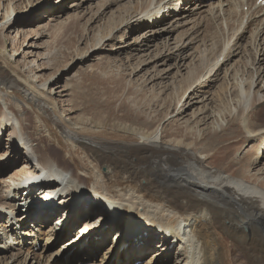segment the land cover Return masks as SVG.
Masks as SVG:
<instances>
[{"label": "bare ground", "instance_id": "1", "mask_svg": "<svg viewBox=\"0 0 264 264\" xmlns=\"http://www.w3.org/2000/svg\"><path fill=\"white\" fill-rule=\"evenodd\" d=\"M192 1L195 2L192 4ZM10 2L6 9L4 6L1 8L3 13L0 22V130L7 128L10 137L6 136V142L10 140L11 144L13 142L11 148H16L15 157L20 158L27 168L17 173L15 177L0 179V206L14 204L10 213L0 214V237L2 236L0 264H34L35 261L38 264H56L54 256L58 254L49 253V243L43 252L37 253L38 255L28 253L25 256L20 250L16 253L8 251L14 237L24 239L33 237V231L42 233L45 224L51 223L54 217L56 223L50 231H47L52 238L60 234L55 233L54 228L60 230L65 225V233L73 230L71 227H74V223L81 227L76 238L65 247V252L68 253L84 246L85 237L93 233L100 237L104 232L103 242L97 244L92 241L90 249L80 257H75L73 263L80 259L83 260L82 263L89 262L95 248L102 246L101 248H106V252L99 260L101 264H106L114 248L124 244L126 247L123 252H127L128 259H131L125 264H135L139 260H145L155 250L158 252L154 255L156 256L154 259L160 261L157 264H167L168 258L174 259L172 264L173 262L174 264H264V179H256L257 176L249 175L251 171L248 170L255 159L263 158L259 155L261 152L249 151L252 154L249 156V152L245 153L240 161L230 152L227 156L223 155L220 164L215 167L209 166L219 151L222 138L224 136L237 138L239 131L231 130V126L243 123L246 138L256 136L264 130L260 122L261 115L257 114L264 109V94L254 92L259 84L261 85L256 91L264 90V66H261L264 62V7L256 5L255 0H217L210 4L203 0H190L186 4L187 8L174 14L172 10L176 12L177 9L170 7L171 2L177 7L180 0H138L136 2L139 4L138 10L133 8L126 10L127 6H125L126 18H122L118 25L123 24L132 13L140 27L149 25L155 27L158 25V20L161 23L166 22L164 25H169L167 29L154 28V31L160 32L159 34L161 30L163 32L173 30L172 27L179 23V18L176 16H181L180 19L188 18L196 11L198 13L194 15L198 17L205 12L198 26H201L202 22L217 23L224 20L228 21V24L232 23V31L233 25L237 24L230 40L233 42L229 45L227 39L223 43L224 49L222 54L220 52L219 59L222 58V61L227 62L239 57L237 62L240 64L227 68L229 74L233 72L227 79L228 81L234 79L237 76L236 70L239 74H243L245 69L249 68L250 84L244 88L242 81L235 83L233 91L230 94L226 92L227 103L221 108L210 106L213 105L212 93L206 96L198 94L206 89L202 81L196 83V92L191 93V96L188 92L194 84L186 86L184 91L186 105H181L179 101L174 112L170 111L172 120L166 125L160 120L157 125H152L153 120L150 119L153 118L146 119V124L139 123L141 113L131 119L125 117L129 107H125V104L115 105L107 108L105 112L110 111V116L115 115L120 109L126 112L118 119V123L116 122L118 126L111 123L112 126L106 128L109 117L103 116L101 112L92 115L88 113L89 116L82 117L83 120L73 121L67 118L72 109L64 110L53 101V92L57 84L54 81L49 82L52 76L43 79L44 71L51 69L50 58L53 56L50 53L40 54L37 51L35 55H30L34 50L41 48L36 42L29 45L32 51L24 53L23 56L37 57L41 63L48 60L46 65L37 64V70L31 69L35 61L24 68L17 63V58L14 57L18 50L11 56L3 51L5 39L11 40L10 33L16 28L15 21L11 20L15 13L21 15L20 6L23 3L20 0H10ZM166 4L169 5L168 12L166 11L169 13V19L161 14ZM244 6H247L249 11L243 12ZM204 8L205 11L202 10ZM101 14L104 16L105 13ZM27 17L30 20L31 14ZM181 23L188 24L187 20ZM228 24L225 23V26ZM251 24L253 28L251 26L249 29V42L241 47L240 42L243 38L240 37L246 33V27ZM113 31L110 28L106 35L102 33L104 36L95 34L92 47L87 53L90 49L105 48L115 38L112 35ZM197 31L199 32V29ZM21 35H25L24 32L21 31ZM38 35L39 33L36 34ZM182 35L175 51L179 61H184L179 56L183 53L182 50L194 42L200 43V40L189 34L187 30ZM190 37L189 42H186ZM207 40L205 39V42ZM12 41L13 44L18 45L17 36ZM226 50L228 51L225 55ZM208 51L211 56L215 54L213 48H209ZM87 53L85 57L88 56ZM249 54H253L255 65L250 63ZM194 60L199 62L200 57L197 58L195 55ZM180 66L184 67V62ZM219 69L218 60L212 70L207 71L208 74L213 72L215 75ZM194 73V70H191L189 74ZM157 75L161 79L166 74L161 72ZM221 92L220 94H223L224 91ZM14 101L20 104V114ZM200 105L203 106L202 109H199ZM189 110L192 112L188 116L190 118L186 119ZM21 114H25V117H20ZM160 117L162 119V115ZM29 118L36 122V126H32L34 127L32 131L28 129L32 125ZM167 125L176 128L177 131L173 130L175 133L165 136ZM138 126L143 127V136L133 132ZM254 140L257 138L254 137ZM255 145L258 147L259 143ZM52 147L57 148L58 158L51 152ZM262 150L264 151V145ZM234 163L241 166L239 165V168L232 172L230 166ZM40 173L47 174L48 181L54 183V190H62L60 185L65 184V190L61 193L62 196H66L58 197L56 192H50L46 181L41 183L30 181L32 178H37ZM22 179L29 180L27 187L29 195L26 198L23 197L24 194L15 193V189L22 185ZM33 186L45 188L40 198L37 196L40 191ZM52 195L56 196V203L55 199L47 201ZM34 200H38L39 205L33 206ZM23 203L24 206L16 210L15 206ZM67 203L75 214L72 217L69 208L67 211L62 210L64 207L61 204ZM116 210H119L120 214ZM22 211H25V216L19 217ZM27 212L32 215L39 214L33 216L40 224L37 228L33 226L36 224H32L34 230L20 229L30 218L27 217ZM91 219H101L102 227L85 230ZM117 219L119 221L116 222ZM242 226L246 229L240 230ZM64 233L61 237L65 238L67 235ZM113 233L114 235L111 236ZM155 238L160 240V243L155 242ZM17 246L21 247L20 241ZM173 246L174 248L171 249ZM97 254L95 252V255ZM23 256L25 258L22 259ZM155 260L150 261L149 264H153ZM162 260L165 261L161 262ZM93 264H97V261Z\"/></svg>", "mask_w": 264, "mask_h": 264}, {"label": "rangeland", "instance_id": "2", "mask_svg": "<svg viewBox=\"0 0 264 264\" xmlns=\"http://www.w3.org/2000/svg\"><path fill=\"white\" fill-rule=\"evenodd\" d=\"M20 1L21 3L23 2L20 6L21 15L15 13V15L13 16L11 21H15L16 28H13L12 32L10 33L11 36H9L13 40L17 36L18 45L13 44L12 39L10 40L6 38L5 44L2 47L3 51L7 52L8 55L11 56V54H14V52L18 50L16 56L14 57L17 58V63L22 68H24L25 66H30L32 61H35L36 63L33 62L34 65L31 66V69L35 70H37V64L39 65L41 63L40 60L34 56H23L24 53H29L32 51V48H30L29 45L36 42L38 46L41 47L40 49L34 50L33 53H31L30 55H35L34 53L36 51L40 54L50 53V55L53 56L52 58H50L51 69L44 71L43 79H46L48 76H52L49 82L54 81L57 84L53 92V101L62 108H64V110L72 109L70 111L71 113L67 115V118L73 121H76V119L83 120L82 117L89 116L88 113L92 115V113L100 114L101 112L103 116L109 117V121L107 123L106 128H109V125H111V123L112 125L118 126V119L122 118L126 111H124V109H120L121 111H116L115 115L112 116L109 115L110 111H105L107 110V108L113 107L115 105L119 106L121 104H125V107H129V112H127L128 114L125 117L131 118L138 114L140 115L141 113V115L139 116V123L146 124V119L153 118L150 119L153 120L152 125H157L160 121H163V123H165L164 125H166L167 122H171V112H174L177 103L181 101V105H186L187 100L184 97V91L186 89V86L194 84L192 86V89L188 92V95L191 96V93L196 92V83L198 81H202L206 89H204L205 91L198 94L200 96H206L209 95V93H212L213 105L210 106L221 108L223 107L222 105H225L227 103V94H230L233 91L235 83L242 81L244 83V86L242 87L244 88H247L250 84L249 74L251 70L249 68L245 69L243 74H239L238 70H236L237 76L231 81H228L227 79L233 73L231 72L229 74L227 68L235 64H240L237 62V59H239V57L232 58L230 61L227 62L222 61V58L219 59L220 52L222 54V50L224 49L223 43L227 39L229 45H231V43L233 42V40H230L233 35L232 32L235 31L237 28V24L233 25L234 30L232 31V23H229V25L228 21L226 22L224 20H220L221 22L217 23L204 22L205 24L207 23L206 25L202 22L201 26H198V22L199 20H201V16L205 15V12L200 14L199 17L198 15H194L195 13H198V11L191 14L188 18L180 19L181 16H176L179 18V23H176L175 26L172 27L173 30L170 32H167L166 30L165 32H163L161 30V34H159L160 32L154 31V28L167 29L169 25H164V23L166 22L161 23V21L158 20V25H155V27L151 25L140 27L138 26L136 18L134 17V15H132V13L129 14L128 19L123 24L118 25L122 18H126L125 14L127 12L125 13V9H139V4L136 3L138 0ZM189 1L190 0L184 2V0H180V2L177 3V7H175L176 5H174L175 3H172L174 2L172 1L170 7L172 6V8L177 9L176 12H174L173 9V13L178 14L181 10L187 8L186 4H188ZM194 2L192 1V4ZM10 4V0H0V22L2 21V6H4V8L6 9L7 6H9ZM166 6L167 4L165 5V8L162 10L161 14H164L163 16H166V19H169V13H167L169 5L167 7ZM205 9L206 8L202 10L205 11ZM242 11L245 12L246 7H244ZM101 13H105L104 16ZM30 14L31 19L28 20L27 16ZM184 19L187 20L188 24L183 25L181 23L185 21ZM225 23L228 25L225 26ZM220 24L223 25L221 26ZM178 25H181V27H179ZM182 25L184 26V28ZM224 26L226 27V30H224ZM251 26L252 24L247 26L246 33L240 37L243 38L240 42L241 47L245 46L247 42H249V29ZM110 28L114 30V33L112 32V35H114L115 37L113 38L114 40L110 41L105 48H102L100 50L90 49L87 53V50L92 47V43L94 40L93 36L95 37V34L97 33H99L100 36H104L110 31ZM192 29H194V32L192 31ZM195 29H199V32H196ZM186 30L189 32V34L191 33L194 37L200 40V43H202L203 45L200 43L196 44V42H194L193 44L190 43L191 45L185 48V50H182L183 53L179 55L183 58L184 61H179L175 52L176 46L179 43L180 37L183 36L182 33H185ZM21 31L24 32L25 35H21ZM37 33H39L38 36H36ZM102 33L105 34L102 35ZM203 36L206 40L208 39L206 42L205 39L202 38ZM189 39H191V37L188 38L186 42H189ZM202 39H204V42L202 41ZM239 39L237 41H239ZM214 40H216L217 42ZM225 45L227 44H224V46ZM209 48L214 49V55H210V51H208ZM227 51L228 50L225 51V55L227 54ZM249 51L251 52V50ZM86 53L88 54L87 57H85ZM195 55L197 56V58L198 56L200 57L199 62L194 60ZM248 56H250V63L255 65L256 61L254 62L253 54H249ZM218 60L220 62V69L215 73V75H213V72L208 74L207 70L211 71L213 65ZM47 62L48 60L41 64L46 65L45 63ZM183 62L185 65L184 67L180 66L183 65ZM261 66H264V62ZM179 70L181 71L178 72ZM191 70H194L195 73L189 74ZM239 70H241V68ZM158 72H163L166 75H164V78L160 79L157 75L159 74ZM155 73L157 76L155 75ZM143 83L145 86L143 85ZM260 85L261 84H259L257 88H259ZM257 88L254 90V92H259L261 93V95H263L264 90L256 91ZM63 89H65L66 91H63ZM221 91L225 92H223L224 95L220 94ZM117 95H119L118 98ZM228 96L230 97V95ZM169 105L170 109L168 110ZM15 107L18 110V114H20V104L16 103ZM158 107L160 109H158ZM162 107L166 108L162 109ZM202 108L203 106H201L199 109ZM156 109L158 110L157 113ZM163 110H166V114ZM151 112L153 115H156L153 116ZM191 112L192 110H189L186 113V119L190 118L188 116L191 114ZM163 114H165V116H163ZM257 114L261 115L260 122L261 125L264 126V123H262V121L264 120V109L261 113ZM161 115L162 119H160ZM167 115H169V118L167 117ZM20 117H25V114H21ZM29 119L31 120L32 125H30L28 129L30 128V131H32L36 126V122L32 118ZM14 123L15 122H12V124ZM136 128L137 129L133 130V132L143 136V127L138 126ZM230 129H237L239 131L237 133V138L232 139V137L228 136H224L222 138L219 151L215 155V158L213 159L212 163L209 164L210 167H215L216 165L220 164L222 161L221 159L224 156H227V154L230 152L234 153L233 156H235L239 161L240 158L243 159L244 154L249 151H254L255 153H258L259 150V152L264 153V151L262 150V146L264 145V130L260 134L258 133L256 136H250L249 138H246L243 123L237 126L233 125ZM173 130L177 131L176 128L167 125V127L165 128V136H169L173 134V132L175 133V131ZM6 136H8V130L4 127L2 130H0V179H10L12 177H15L17 173H19L23 169L25 171L27 168L25 167L20 158L15 157L16 148H11L13 142L12 144L11 140L9 142H6ZM254 137L257 138V140H254ZM254 143H259L258 147ZM50 150L57 158L59 157L56 147H52ZM261 153L259 155L263 158H261V160L255 159L253 161V165L250 166L248 169L249 171H251L249 175L257 176L256 179H264V155H262ZM250 154L252 153L249 152V156ZM218 161L220 162L218 163ZM239 165L241 166V164ZM239 165L235 163L232 164L230 166L231 171L233 170L232 172H235L239 168ZM31 180L40 181V183L46 181L50 192H56L58 197L66 196H62L61 193L65 190L66 185H60L56 183L57 185L61 186L62 190H54V183L48 181L46 173H40L37 178H32L30 179V181ZM28 181V179H22V185L19 188L15 189V193L23 194V192L27 190L29 184ZM12 205L14 204L9 203L8 205L0 206V214L10 213L14 208V206ZM37 205H39L38 200H34L33 206ZM61 205L64 207L62 208V210L64 211H67L68 208L70 209L71 217L75 215L72 212V209L69 207V203ZM23 206L24 203L22 205H16L15 208L16 210H18ZM116 211L120 214L119 210ZM22 213L19 214V217L23 215ZM27 217L29 218V216ZM157 217H159V219L161 218L160 216ZM85 221L87 222V220ZM117 221H119V219H117L116 222ZM55 223L56 219H54L51 224L46 226L45 230L49 229L48 231H50V229L53 228ZM30 225L31 223H27L25 226H23V228L20 229L28 231L29 229H31ZM100 226L102 227L101 219H91L88 225L85 227V230L88 228H95ZM80 228V226H77L72 231H66L65 233V227H61L60 230L59 228H54L55 233H60L59 236H57L56 238H52L51 236H49L47 231L45 232L46 234H40L39 232H35L36 234L33 233V237H27L24 239L14 237L13 244L10 246L8 251L10 253H16L18 252V250H20L24 253L25 256L28 253L40 254L47 246V243H49V253L58 254V256H54V261L56 264H72V260L75 257H80L86 250L90 249L89 245L92 244V241H95L98 244L101 243L102 240H104V232H102L100 237H98L97 234H93L88 237V246L86 248H84L82 251H79L75 256H70L69 254H67L68 252H65V246H67L65 244L70 242L72 238H76L77 234L80 231ZM243 229L246 228L242 226L240 230ZM63 233L65 235L70 234L69 236L71 237H61V234ZM113 235L114 233L111 236ZM46 239H49V241H46ZM155 239V242L160 243V240H157V238ZM19 241L21 242V247L17 246V243ZM0 244H2V236L0 237ZM174 246L171 249H173ZM101 247L102 246H99V248H95V251L92 252L93 255L91 256L92 258L89 262L86 261L87 263H82L83 260L80 259L75 263L93 264L94 261H97V264H101L99 259H102L100 257L103 256L106 252V248ZM125 247L126 246L124 244L117 245L114 248L113 253L109 256V261L106 262V264H125L126 262L131 261V259H128L127 257L128 253L123 252ZM95 252H97L98 254L95 255ZM157 252L158 251L155 250V252L149 254L145 260H140L138 263L135 264H149L150 261L155 260L154 257L156 256L154 255ZM25 256H23L22 259L25 258ZM173 260L168 258V260L166 259V263L172 264ZM163 261L165 260H162L161 262ZM35 262L34 264H38ZM154 263L157 264L160 263V261L155 260L153 264Z\"/></svg>", "mask_w": 264, "mask_h": 264}]
</instances>
